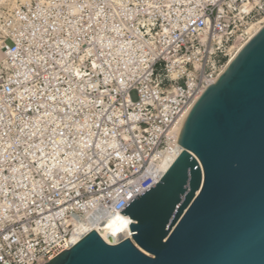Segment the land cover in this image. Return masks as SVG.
I'll return each instance as SVG.
<instances>
[{
  "label": "built area",
  "instance_id": "obj_1",
  "mask_svg": "<svg viewBox=\"0 0 264 264\" xmlns=\"http://www.w3.org/2000/svg\"><path fill=\"white\" fill-rule=\"evenodd\" d=\"M264 25V0H15L0 14V264H45L152 165Z\"/></svg>",
  "mask_w": 264,
  "mask_h": 264
},
{
  "label": "water",
  "instance_id": "obj_2",
  "mask_svg": "<svg viewBox=\"0 0 264 264\" xmlns=\"http://www.w3.org/2000/svg\"><path fill=\"white\" fill-rule=\"evenodd\" d=\"M159 182L45 264H264V26L197 99ZM129 238V236H131Z\"/></svg>",
  "mask_w": 264,
  "mask_h": 264
},
{
  "label": "bare ground",
  "instance_id": "obj_3",
  "mask_svg": "<svg viewBox=\"0 0 264 264\" xmlns=\"http://www.w3.org/2000/svg\"><path fill=\"white\" fill-rule=\"evenodd\" d=\"M2 1L3 0H0V2H2ZM14 4H15V2H11V4H10L11 7H9V9H11L14 6ZM263 26H264L263 24H261V25L258 24L256 26H253L252 29L248 32L247 37L243 41H241L239 43H236L232 47L231 52H230V59H229L228 63L225 65V67L221 70V74L226 70V68L229 66V64L236 58V56L244 48V46L247 44V42ZM2 44H3V39H2V33L0 32V62L1 63H3L5 61V51H4V49H2L3 48ZM183 122L178 127L177 140H178V137H179ZM177 140H176V142L174 143V145L171 148H169L168 150H166L165 152L162 153V155H161L160 159L158 160V162L155 163L154 165H152V174H153V176H155V180H159L163 176V174L168 170V168L176 160L178 155L182 152L183 147L180 145V143ZM114 213H117L118 215L122 216L123 218H125L126 220H128V221H130L132 223L135 222L134 219H132L131 217L125 215L124 213H122L120 211H117V212H114ZM102 222L103 221L94 220L92 216H89V217L79 221L76 224V226H75V228H74V230L72 232V235H71V238H70L71 243L72 244H76L81 238H83L84 235H86L91 230L95 229ZM131 237H132V235L129 236V238H131Z\"/></svg>",
  "mask_w": 264,
  "mask_h": 264
},
{
  "label": "rangeland",
  "instance_id": "obj_4",
  "mask_svg": "<svg viewBox=\"0 0 264 264\" xmlns=\"http://www.w3.org/2000/svg\"><path fill=\"white\" fill-rule=\"evenodd\" d=\"M11 2H15V0H3L0 2V14H2L3 11H7V9L11 7Z\"/></svg>",
  "mask_w": 264,
  "mask_h": 264
}]
</instances>
